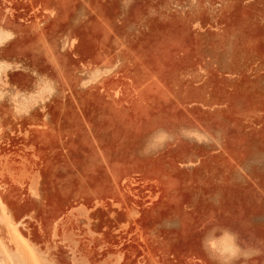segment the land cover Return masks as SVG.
Returning a JSON list of instances; mask_svg holds the SVG:
<instances>
[{
    "label": "rangeland",
    "instance_id": "obj_1",
    "mask_svg": "<svg viewBox=\"0 0 264 264\" xmlns=\"http://www.w3.org/2000/svg\"><path fill=\"white\" fill-rule=\"evenodd\" d=\"M0 264H264V0H0Z\"/></svg>",
    "mask_w": 264,
    "mask_h": 264
}]
</instances>
